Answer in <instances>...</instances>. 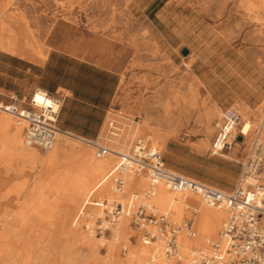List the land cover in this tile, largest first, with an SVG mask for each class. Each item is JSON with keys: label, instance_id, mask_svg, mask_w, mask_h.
I'll return each mask as SVG.
<instances>
[{"label": "rangeland", "instance_id": "rangeland-1", "mask_svg": "<svg viewBox=\"0 0 264 264\" xmlns=\"http://www.w3.org/2000/svg\"><path fill=\"white\" fill-rule=\"evenodd\" d=\"M243 1L0 0L5 18L28 26L34 37V45L41 52V56L30 59L0 49V84L4 86L0 91L7 94V91H16L18 100H24L20 105L27 107L29 97L25 96L30 91H55L59 83L74 85L71 75L64 72H85L79 68L77 61L108 69L120 78V85L97 140L100 144L107 147L113 145L108 139L111 121L119 128L123 121L138 125L148 118L152 127L148 129L149 134L153 135L154 130L160 131L166 137L165 143L156 147L152 138L141 133L129 147L123 146L122 151L128 152L139 138L147 137L149 144L160 151L169 169L231 191L239 183L241 163L247 161L252 138L250 136L244 146L236 145L225 152L233 155V159L223 154L211 155L210 146L216 122L228 107L237 109L245 121L243 108L247 106L252 130L261 125L264 137V124L261 122L264 118V21L259 24L253 22L243 7ZM185 49L188 50L187 54L183 53ZM51 52L55 54L50 58V63L45 64ZM61 55L66 58L63 59ZM85 74L94 79L92 72ZM213 105H218L219 116L213 120V131L207 138V147L203 148L205 135L200 118ZM166 114L167 119L164 118ZM13 119L11 132L18 126L17 118ZM61 119L62 112L58 119L59 125ZM21 125L24 139V124ZM103 130H106L104 137ZM71 140L91 149L95 155L94 147ZM7 148L6 145L0 147V176L7 179L5 187L10 188L16 182L25 183V187L19 191V196L0 201V215L3 211L5 214L0 216V221L2 218V221H9L6 222L8 226H16L22 222L16 224L17 216L11 211L22 208L30 210V203L26 199L34 182L39 178L49 180L54 176L60 177L59 174L77 160L74 157L61 158L50 167L43 168L40 162L32 165ZM234 149L236 153L232 154ZM35 150L44 158L53 148ZM117 160L120 161V158L116 157ZM111 171L107 180L111 194L122 193L126 198L144 191L125 187L122 191L114 192L111 186L116 174L111 175ZM73 172L74 168L70 170V173ZM252 182L256 181L253 179ZM260 182L264 183V166ZM191 194L195 198L192 203H196V206L202 204L200 197ZM56 196V191L49 193L50 200ZM91 199L93 202L81 211L79 207L63 214L69 204L61 198L58 212L49 220H45L42 215L28 213L21 217L22 221L29 219L30 223L27 224L37 225V230L22 231L20 235L25 239L33 232L30 238L44 235L41 240L47 241L54 234L63 239L74 224V219L79 217L80 227L75 228L101 239L97 255L90 249H79L81 259L77 264H104L108 258L114 262L117 260L115 264H128L130 260L133 264L148 261L150 254L144 252L143 247L155 245L153 242H144V230L132 221V214L129 215L125 233L118 234L119 239L115 240L114 235L120 229L122 218L112 225L110 233L103 236L96 234L98 217L106 215L105 206L98 208L96 201L108 199L109 203H120V197L109 198L107 194H102ZM134 210L132 208L131 213ZM225 218L215 236L205 239L201 246L191 245L188 253H191V249L204 248L209 241L218 239ZM184 219L191 220L189 215H185L176 221ZM87 225L92 231L86 229ZM43 227L53 230L50 232ZM158 243L162 244L161 241ZM96 257L99 258L97 261ZM184 263L187 260L183 255L182 260L172 258L166 264Z\"/></svg>", "mask_w": 264, "mask_h": 264}, {"label": "bare ground", "instance_id": "bare-ground-1", "mask_svg": "<svg viewBox=\"0 0 264 264\" xmlns=\"http://www.w3.org/2000/svg\"><path fill=\"white\" fill-rule=\"evenodd\" d=\"M243 7L253 22L259 24L264 21V0H244ZM4 13L3 8L0 6V49L23 58L31 59L36 55L41 56V52L38 51L34 45V37L29 27L25 25L21 26L15 20L6 19ZM168 107H166V112H168ZM243 110L246 120L243 123L242 133L247 134L246 138H248V134L252 131L253 125L252 120L248 117L250 115L249 108L245 106ZM4 112L5 111H3L0 116V147L6 145L10 149L9 151L14 150V153L21 156L25 161L30 162L32 165L40 162L39 164H41L43 168L50 167V165L57 163L61 158L74 157L77 161L72 164L73 166L69 164L67 169L59 174L60 177L54 176L49 180L39 178L34 182L26 199V201L30 203V210L26 211L22 208L17 211H11L14 212V216H17L16 218L13 217L15 221H17L16 224L20 221L22 223L16 226H8L9 224H6L8 220L5 222L2 221L3 219L1 218L0 222L4 223H0V264H77L78 260L81 259V253L79 252L81 248L90 249L92 253L97 255L100 245L99 240L101 238H96L93 234H85L83 231L76 229L75 227H80L79 217H77L76 220L74 219V224L70 226L67 232L68 234H66L63 239L54 234H51L49 238L46 239L47 241H43L44 239L41 240L44 238V235L30 238L33 235L32 231L37 230V225H28L29 219L28 221H22L23 219H21V217L27 216L29 213V215L33 216L36 214L42 215L46 220L58 212V205L61 202V198L65 199L67 204H69L67 211L63 213L66 214L67 212H73L79 207V211H81L87 204L93 202L91 198L96 195L107 194L109 198L120 197L121 201L119 202L124 206L125 212L121 217L120 229L117 230L115 232L116 235H114L115 240L119 239L120 237L118 234L122 232L125 233V226L128 225L130 220L129 215H131L132 205L130 198L132 196L130 194V196L125 198L122 193H110L111 191L107 186L109 171H113L118 165L119 160L116 161V157H119L120 154L127 153V151H122V147H129L132 140L139 134L146 133L148 137L152 138L153 142L157 144L155 145L156 147L165 143V135L158 130H154L153 135L149 134L148 129H152V127L150 126L148 118L143 120L142 124L138 125L133 124L132 121H123V125L119 128L117 127L120 131L118 130L117 134H110V136H108V139L113 145L109 146L111 151L103 157H98L96 151L94 155L91 149L79 146L77 142L71 140L74 139L91 146L88 139L66 132L58 135L53 150L45 155L44 158H41L39 152L35 150L36 147L26 145L25 138L23 139L21 133L23 127H21V124H24L25 128L26 122L17 119L18 126H16L15 131L11 132L10 128L13 127L14 116L7 112L4 114ZM218 116V105L207 108L201 115L200 119L205 135L202 142L203 148L208 145L207 138L213 131V120ZM164 118L167 119V114ZM261 122L264 124V118L261 119ZM105 132L106 130H104L102 137H104ZM146 140H148L147 137ZM117 144L121 145L117 146ZM4 150L6 152V149ZM235 150L236 149H234L232 154L236 153ZM223 156L230 159L234 158L233 155H228L226 153H223ZM72 168H74V172L70 173ZM122 176L127 189L133 187L144 189L141 193L143 202L146 204H153L156 210L158 209L164 213H172L175 218L174 220H181L185 215H189V218L193 222L196 235L195 237H188L185 232L179 235L180 255L179 258L174 257L178 260H182L183 255L186 259L189 257L190 253L188 252L191 245L197 244L201 246L205 243V239L215 236L219 226L226 217V211L224 209L208 206L202 200V204L196 206V203H192L195 198L191 193L172 191L162 182L158 183L152 189L154 192L149 200L146 198L144 199V195L151 189L149 176L145 172H137L135 170H124ZM6 181L7 179L5 177L0 176V201L10 200L13 197L19 196V191L23 190L25 187V183L16 182L12 187L7 188L5 187ZM251 181H253V179H251ZM147 189L149 190L147 191ZM54 191H56L57 196L54 200H50L49 193ZM107 201L109 202L108 199ZM96 205L99 208L105 204H103L101 200H98L96 201ZM3 212L1 213L2 215L4 214ZM10 221L12 222V220ZM43 229L50 230V232L53 230L51 227H43ZM26 230H32V233L30 234L31 236L29 235L30 237H25L24 239V236L22 237L20 233ZM21 238H23V240H21ZM153 243L155 245L153 247H143L144 252L150 254L149 260L138 264H166L171 261L172 258L167 259L164 256L163 242L162 244L158 243V241ZM103 245H105V243ZM192 250L193 249H191V251ZM98 259L99 258L96 257L95 260L97 261ZM116 261L114 262L112 258H108L104 264H115ZM128 262V264H133L131 260Z\"/></svg>", "mask_w": 264, "mask_h": 264}, {"label": "built area", "instance_id": "built-area-1", "mask_svg": "<svg viewBox=\"0 0 264 264\" xmlns=\"http://www.w3.org/2000/svg\"><path fill=\"white\" fill-rule=\"evenodd\" d=\"M13 102L0 101V111H5L17 119L26 122L24 128L25 143L41 150L53 148L57 137L66 133L58 125L63 99L56 93L44 89H35L28 99V106L18 103V95L12 96ZM243 118L234 107L226 108L219 121L211 141V155H222L233 146H244L250 136L251 145L247 161L241 163V175L238 185L231 191H225L194 178L169 169L160 151L146 139H138L126 153L120 154V161L111 172L112 190L122 191L125 181L124 170L145 172L151 181V189L144 199H150L153 188L160 182L175 192L193 193L208 206L224 209L226 219L219 238L209 241L204 248L193 249L187 257V264H264V183L260 182L264 166V137L262 126L252 130L248 138L243 132ZM109 134L118 133L114 121L109 124ZM253 132V133H252ZM242 136L241 141L238 137ZM95 148L98 157L108 154L111 149L97 140L88 139ZM254 179L256 182H252ZM132 221L144 230L145 242L162 241L163 252L167 259L178 257L180 248L178 237L185 232L188 237H195L193 222L189 219L176 221L170 213H159L154 205L143 202V197L134 194L131 198ZM105 204L104 217H98L96 234L101 236L111 232V227L124 214L121 203ZM87 230L92 231L86 226Z\"/></svg>", "mask_w": 264, "mask_h": 264}, {"label": "crops", "instance_id": "crops-1", "mask_svg": "<svg viewBox=\"0 0 264 264\" xmlns=\"http://www.w3.org/2000/svg\"><path fill=\"white\" fill-rule=\"evenodd\" d=\"M54 54L51 52L44 63H50V58ZM62 58L66 57L62 56ZM70 60L74 61V59ZM77 63L79 68L85 72H64V74L71 75L75 81L74 85L59 83L55 86V91H46L56 93L63 99L62 119L60 125L58 124L63 130L82 138L98 140L118 93L120 78L108 69L88 64L85 61H77ZM59 71L62 73L60 69ZM86 72H92L94 79L89 78ZM0 88L4 89V86L0 84ZM7 92L9 94L0 91V101L11 103L13 102L12 96L17 93L16 91ZM32 92H28L25 97H30ZM23 101L19 100L18 103L23 104ZM64 103H66L65 106H63Z\"/></svg>", "mask_w": 264, "mask_h": 264}, {"label": "water", "instance_id": "water-1", "mask_svg": "<svg viewBox=\"0 0 264 264\" xmlns=\"http://www.w3.org/2000/svg\"><path fill=\"white\" fill-rule=\"evenodd\" d=\"M183 53H184V54H187V53H188V50H187V49H185V50L183 51ZM242 139H243V137H242V136H239V137H238V140H239V141H241Z\"/></svg>", "mask_w": 264, "mask_h": 264}]
</instances>
